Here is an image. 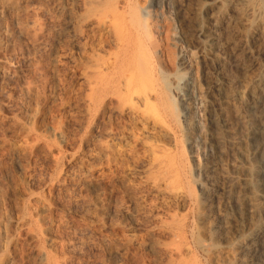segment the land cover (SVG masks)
<instances>
[{
  "label": "rangeland",
  "instance_id": "rangeland-1",
  "mask_svg": "<svg viewBox=\"0 0 264 264\" xmlns=\"http://www.w3.org/2000/svg\"><path fill=\"white\" fill-rule=\"evenodd\" d=\"M205 1L41 2L73 25L0 82V264H247L264 235V37L244 34L247 0H217V30ZM245 78L255 97H239ZM251 160L250 215L237 195Z\"/></svg>",
  "mask_w": 264,
  "mask_h": 264
},
{
  "label": "bare ground",
  "instance_id": "bare-ground-1",
  "mask_svg": "<svg viewBox=\"0 0 264 264\" xmlns=\"http://www.w3.org/2000/svg\"><path fill=\"white\" fill-rule=\"evenodd\" d=\"M44 0H0V25L4 19H10L17 24V29L12 35L10 33H2L0 30V39H4L10 46V57L4 58L0 63V82L5 85H10L18 79H22L18 71V64L21 63V60L24 58L21 55L24 54V49L28 51H33L36 53V56L41 57L44 53L50 50V46L60 40L61 33H65L73 25V21L63 22L62 20L57 19L55 16L49 13L48 8L43 6L41 2ZM56 10H60V0H53ZM200 10L205 11L208 15L209 22L213 23L217 30L218 25H216L220 15V6L217 3V0H208L200 5ZM240 20L244 23L245 33L248 36L247 30L253 29L256 32L260 33L261 37H264V0H247L237 9ZM24 16L27 18L26 22L21 21V17ZM44 17L45 22H39L38 17ZM52 25L54 28H52ZM253 28V29H252ZM17 35L21 36L25 43L26 47L21 48L18 53L12 54L15 49V39ZM73 38H77V34H73ZM264 40V39H263ZM217 33L215 30H212V33L208 35V42L211 46L217 45ZM152 42V41H151ZM157 42L153 41L152 46L157 47ZM261 50V49H260ZM264 53V51H263ZM25 61V60H24ZM23 61V62H24ZM22 62V63H23ZM35 71V70H34ZM38 73V69L36 70ZM246 79V78H245ZM242 81L241 89L238 93L240 98L246 97H255V87L256 80ZM200 84L198 88L200 89ZM182 88V99L181 103L183 104L184 100L191 98L189 94V86L184 80V85ZM29 88L28 90H31ZM201 90V89H200ZM186 91V92H185ZM260 103V113L259 117L263 121V124L260 128L259 138L264 141V95L258 99ZM185 111V108L182 109ZM202 133V130H201ZM220 142L223 144L224 139L220 137ZM240 155L249 159V150L246 144L242 147V150L239 151ZM251 159V158H250ZM262 159V158H261ZM255 160V159H254ZM264 160V159H263ZM252 161V160H251ZM249 162L245 184H247L251 189V194H240L237 195V203L239 207H245L248 214H252L254 209L257 207V195L256 193L260 190V183L256 182L257 175L259 173L258 166L254 161ZM257 161V160H256ZM264 163V161H263ZM2 163L0 162V172H1ZM235 186H240L242 181L237 179L234 180ZM263 182V181H262ZM264 213V208H263ZM79 241V238L77 239ZM79 243V242H78ZM112 253L114 255H119L120 249L118 247H113ZM247 264H264V235L260 238L253 240L249 244L248 256L246 261ZM61 264H69L68 262H63Z\"/></svg>",
  "mask_w": 264,
  "mask_h": 264
}]
</instances>
